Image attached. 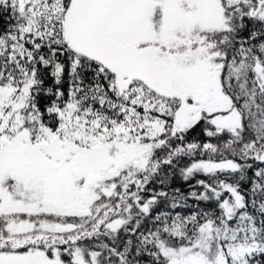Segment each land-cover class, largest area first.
<instances>
[{
    "label": "snow or ice",
    "instance_id": "6c2138e0",
    "mask_svg": "<svg viewBox=\"0 0 264 264\" xmlns=\"http://www.w3.org/2000/svg\"><path fill=\"white\" fill-rule=\"evenodd\" d=\"M0 264H264V0H0Z\"/></svg>",
    "mask_w": 264,
    "mask_h": 264
}]
</instances>
